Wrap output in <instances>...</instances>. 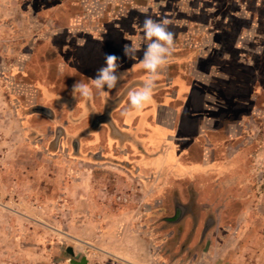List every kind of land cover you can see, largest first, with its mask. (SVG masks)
<instances>
[{
    "label": "rangeland",
    "instance_id": "1",
    "mask_svg": "<svg viewBox=\"0 0 264 264\" xmlns=\"http://www.w3.org/2000/svg\"><path fill=\"white\" fill-rule=\"evenodd\" d=\"M145 16L167 18L175 33L174 53L153 91L154 108L172 99L169 121L158 114L151 123L176 124V141L186 147L197 134L192 125H210L216 108L234 117L253 113L252 125L261 126L248 147L257 162L243 170L244 203L216 196L215 210L186 212L177 222L175 189L189 203L190 182L167 183L164 194L144 202L151 207L142 196L131 197L130 206L117 194L127 192V177L116 185L107 173L114 170L96 159L94 146L112 134L107 125L95 131L97 118L114 108L112 121L126 123L135 112L128 93L147 79ZM124 44L135 49L131 58ZM105 53L121 57L125 77L116 90L75 98L72 85L91 86ZM40 107L53 118L36 112ZM207 134L219 140V133ZM75 141L84 150L75 153ZM196 154L187 152L186 163L200 160ZM262 194L264 0H0V264H70V246L89 264H264ZM241 207L246 219L237 222Z\"/></svg>",
    "mask_w": 264,
    "mask_h": 264
},
{
    "label": "crops",
    "instance_id": "2",
    "mask_svg": "<svg viewBox=\"0 0 264 264\" xmlns=\"http://www.w3.org/2000/svg\"><path fill=\"white\" fill-rule=\"evenodd\" d=\"M185 90H187L186 87L181 86L182 94L187 92ZM119 93L118 91L117 94L119 95ZM117 94L114 93V96L117 97ZM180 96V92L175 93V98L178 99ZM165 99L166 101L162 107L158 108L153 107L154 99H152L144 106V109L140 112L141 114L139 111L128 114V120L121 126H117L112 121L111 115H114V108L106 109L104 115L106 117L97 118L100 122L95 123V131L99 132L102 125H107L112 134L110 141L106 137L104 144L100 142L94 146V149L98 151L96 159L103 166H107V168L114 171L117 170L115 173H113L114 171L107 172L111 177H116V185L123 187L121 185V183H125L123 179L127 177L128 180L126 187H124L127 192L122 190L121 193L117 191V194L127 196L128 205L130 206L134 204L131 197L142 196L143 206L148 207L150 205H146L144 202H149V199L153 196L164 194L167 183L174 182L175 179H182L190 182L192 186L191 191H189L192 199L189 203L181 200L186 195V192L175 189L177 197L175 206L178 210H185V213H193L202 209L213 210L214 208L215 210L216 196L222 199L225 198L226 201L230 199L229 204H231L232 200L237 199L244 203L245 200L242 199L244 196L249 195L247 190L242 191V188H240L242 182L247 180L243 170L248 169L245 168V164L257 162L255 161V155H251V152L248 151V147H254L256 144L254 136L258 132L257 128L260 129L259 127H261L256 124L252 125L250 118L254 116L253 113L247 114L246 112L236 111L237 115L235 114L234 117L233 114L228 113L224 108H216V112L211 113V115L215 116L213 122L210 125H202L199 128L196 125H192L191 128H194L197 133L196 136L188 142L189 144L187 143V147L183 144L179 146V142L176 141L179 137L175 131L176 124L168 125L161 122H150V118L152 119L155 115L158 117V114L164 116L165 122L169 121V113L166 111V106L172 102V99L168 97ZM110 104L113 107L116 103L111 102ZM42 108L47 109V112L43 113L44 115L53 118L54 112L51 109ZM178 112L181 111L179 110ZM138 113L140 115H137ZM221 115L224 119L218 122L219 119L217 117ZM229 116L234 119L230 121L231 118ZM223 122H225V128L222 130ZM210 129L214 133H219L217 135L219 140H214L207 134ZM73 148L75 153H79L85 147L81 141H75ZM233 148L236 149L232 153L231 150H234ZM219 149L221 150L218 153L217 150ZM200 150L202 151L201 155L199 154ZM187 152L188 156L189 152L197 153L195 157H200V160L187 164L184 156ZM263 197L264 195L262 194L261 200H263ZM211 198L214 199V206L211 203L213 202ZM226 206H228V203H226ZM259 207L262 208L263 206L260 205ZM149 209L152 210V208ZM247 210L248 208L245 210L243 207L240 208L236 218L237 222L246 219L245 212ZM185 216L186 214L177 222L185 221L187 219ZM207 235H209V232L206 230L202 235V241Z\"/></svg>",
    "mask_w": 264,
    "mask_h": 264
},
{
    "label": "clouds",
    "instance_id": "3",
    "mask_svg": "<svg viewBox=\"0 0 264 264\" xmlns=\"http://www.w3.org/2000/svg\"><path fill=\"white\" fill-rule=\"evenodd\" d=\"M170 21L165 18L154 20L151 16H145L141 29L146 43L141 59V66L147 73V79L142 87L129 91L128 99L130 108L141 111L146 104L153 99V91L161 73L167 68L170 58L175 50V33L169 28ZM122 52L125 57L135 55V49L130 44H124ZM131 58V57H130ZM27 60V55L24 56ZM121 57L115 54H104V63L96 70L91 79V86L80 81L72 85V95L85 100H92L93 89L100 94L117 88L123 80L126 72L121 71Z\"/></svg>",
    "mask_w": 264,
    "mask_h": 264
},
{
    "label": "water",
    "instance_id": "4",
    "mask_svg": "<svg viewBox=\"0 0 264 264\" xmlns=\"http://www.w3.org/2000/svg\"><path fill=\"white\" fill-rule=\"evenodd\" d=\"M36 112L45 113V112H47V109H45V108H39L38 109L37 108ZM179 217L176 219V221H178L181 218V217L180 218ZM67 253L72 256V259L70 260V264H89V259H88L87 256H83L79 260V256L76 255L74 247H72V246L68 247L67 248Z\"/></svg>",
    "mask_w": 264,
    "mask_h": 264
},
{
    "label": "flooded vegetation",
    "instance_id": "5",
    "mask_svg": "<svg viewBox=\"0 0 264 264\" xmlns=\"http://www.w3.org/2000/svg\"><path fill=\"white\" fill-rule=\"evenodd\" d=\"M177 211L179 212V214H177L176 217H174V219H175V218H178L179 215H181L180 217H182V216L185 214V210H177ZM186 215H187V214H186ZM180 217H179V218H180ZM172 221H174V220H172Z\"/></svg>",
    "mask_w": 264,
    "mask_h": 264
}]
</instances>
